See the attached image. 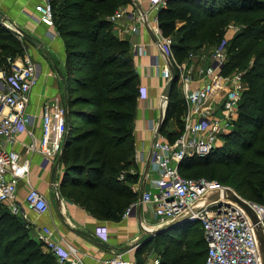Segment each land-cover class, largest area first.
I'll list each match as a JSON object with an SVG mask.
<instances>
[{"label": "trees", "instance_id": "obj_1", "mask_svg": "<svg viewBox=\"0 0 264 264\" xmlns=\"http://www.w3.org/2000/svg\"><path fill=\"white\" fill-rule=\"evenodd\" d=\"M130 3L52 0L56 27L64 41L65 64L82 77H75L74 84L66 88L68 137L61 159L65 166L61 188L65 196L110 222H120L139 199L131 190L130 171L136 168L133 122L141 88L131 45L115 34L110 19ZM231 20L244 28L227 44L223 73L247 68L235 127L215 153L183 161L179 171L184 177L227 182L248 200L264 203V0H167L157 14L159 30L163 37L172 38L178 62L193 50L222 44L223 30ZM21 40L0 22V67L5 68L9 58L22 52ZM178 90L177 81L161 128L171 142L180 131L171 134L168 125L174 121L182 128L186 113L185 99L179 98ZM177 227L144 236L135 251L136 263L145 264L144 252L162 245L160 264H205L207 244L202 229L189 223ZM0 264H58L7 204L0 205Z\"/></svg>", "mask_w": 264, "mask_h": 264}, {"label": "built area", "instance_id": "obj_2", "mask_svg": "<svg viewBox=\"0 0 264 264\" xmlns=\"http://www.w3.org/2000/svg\"><path fill=\"white\" fill-rule=\"evenodd\" d=\"M37 10L41 21L53 31L55 17L52 0H40ZM151 9L159 12L166 7L167 0H148ZM144 15L136 16L125 8H120L111 17L115 22L121 18L133 21L127 32L137 34L146 22ZM146 24V23H145ZM158 29V28H157ZM158 47L167 62L158 67L159 75L168 82L172 75L170 65L178 75V87L186 102V113L182 118V129L173 142L161 134L156 135L150 148L149 169L145 174L151 189L143 190L140 203L151 207L158 224L166 225L170 221L190 212L183 223L198 225L207 244L205 264H262V258L256 236V228L264 232V203L247 200L232 187L206 178L184 177L179 167L183 161L204 158L215 153L222 145L224 136L231 134L238 118L240 102L244 93L243 75L236 72L224 74L223 68L228 60V51L224 47L216 48L211 63L203 65L197 55L191 53L183 62H178L172 51V38L163 37L157 30ZM53 31L50 36H59ZM131 52L136 56L147 54L145 47L135 43ZM5 68L0 67V137L8 145L17 142V137L27 133L31 141L25 146V154L0 149V205L7 204L11 213L22 217L28 223L27 213L37 216L47 213L50 203L41 191L30 185L24 199L25 209L18 200L19 183L28 181L31 172L29 155L40 154L45 161H55L65 148V136L68 135L66 107L59 99L45 104L41 118L42 133L39 139L32 133L35 117L29 113L31 93L38 83L36 65L30 55L20 59H8ZM195 83L201 85L194 89ZM144 91L140 89V96ZM166 97L162 120L165 119L168 106ZM151 126L156 131L152 122ZM123 179V176H120ZM29 183V182H28ZM218 190L220 198L194 211L192 207L211 191ZM225 191L232 192L242 199L253 211L252 220L246 210L235 200L224 196ZM133 204L125 213L128 216L136 207ZM144 224L148 225L145 221ZM182 223V224H183ZM148 227V226H146ZM147 231H152L148 227ZM97 234L107 240V228L101 227ZM54 230L43 226L36 230L34 239L42 249L52 255L58 264H81V259L71 247L63 248L53 239ZM137 246L131 250L136 251ZM159 258L151 264H160ZM106 264H137L135 259L124 260L121 254L105 261Z\"/></svg>", "mask_w": 264, "mask_h": 264}, {"label": "crops", "instance_id": "obj_3", "mask_svg": "<svg viewBox=\"0 0 264 264\" xmlns=\"http://www.w3.org/2000/svg\"><path fill=\"white\" fill-rule=\"evenodd\" d=\"M40 2V0H0L2 9L0 10L4 14L6 13V17L10 14L11 17L23 18V30L36 37L43 45L40 49L32 46V55L29 54L32 59L33 56L36 58V61L34 59L33 61L36 65L38 78V83L31 93V103L28 108L29 113L35 117L31 130L37 139L41 137L42 133L41 118L44 105L52 103L55 99H62L65 81L64 41L60 36H50L53 31L41 21L37 10ZM127 7L136 16L144 15L146 18V24L141 26L137 34L127 32L133 22L128 18H121L114 22L115 34L118 37L128 40L130 45L141 44L147 51V54L143 56H136L132 52L138 72L139 86L144 91L137 99L136 115L133 122L136 168L130 171L134 180L130 186L131 190L139 195L136 207L128 216L124 214L120 222L99 219L86 206L75 199L68 198L63 193L61 179L65 166L62 162L58 167L56 185H52V171L57 159L47 162L40 154L28 156L31 160L30 176L28 181H20L18 188V200L23 209H25V195L30 185L45 194L50 203L47 213L37 216L26 210L31 229L36 231L43 226L51 227L54 230V241L62 245L63 248L74 249L81 259V264H106L105 261L118 254H121L124 260H133L135 251L131 248L150 233L145 230V227H151L152 231L159 227L156 225V217L152 208L143 206L139 201L142 191L151 189L145 174L149 169L150 148L159 133L158 130L162 122L164 108L162 97L167 85V82L159 75L158 67H162L167 59L157 44L159 37L157 32L159 30L158 10H152L148 0H131ZM200 58H202L203 65H209L212 56L205 60V56L197 54L199 61ZM204 62L206 63L204 64ZM200 85V83H195L192 88L196 89ZM152 122L156 131L151 126ZM168 126L171 127L169 131L171 134L175 135L180 131L174 121H171ZM30 141L31 137L27 133L20 134L17 137V142L13 145L6 144L0 137V149L4 148L27 156L25 146ZM105 226L108 239L102 240L97 231ZM131 242L134 243L131 245Z\"/></svg>", "mask_w": 264, "mask_h": 264}, {"label": "rangeland", "instance_id": "obj_4", "mask_svg": "<svg viewBox=\"0 0 264 264\" xmlns=\"http://www.w3.org/2000/svg\"><path fill=\"white\" fill-rule=\"evenodd\" d=\"M1 7V6H0ZM1 9V8H0ZM125 9L128 10V7H125ZM2 10V9H1ZM4 11V9H3ZM6 14V13H5ZM8 14V12H7ZM9 16V17H8ZM7 21L5 23H2L4 25V27L10 29L11 31H13L14 33H17V30L16 28L17 27H20V28H24V24L22 22V19L23 18H20V17H11L10 14L7 15ZM244 28V25L242 23H239V22H236L234 20H231L227 25L226 27L224 28V32H225V35H224V42L222 44H219V45H212V46H207V47H203V48H200L198 51L197 50H193L192 53L194 54H201L202 56H205V60L208 59L209 57L211 58L212 56V53L213 51L218 48V47H224L226 50H227V44H231L233 42V39L234 37L240 33ZM53 31L57 34L58 30H57V27H56V22H55V28L53 29ZM61 37V35H59ZM21 37V36H20ZM23 39V37H21ZM62 38V37H61ZM21 43H22V52L17 54L18 56L15 57V59H20V58H23L25 55H29L32 53V45L29 44L27 41H25L24 39L21 40ZM65 48V47H64ZM32 55V54H31ZM34 58V61H36V58L35 56H33ZM64 58H65V49H64ZM207 62V61H206ZM204 62V64L206 63ZM247 68H243L244 71H241V72H245ZM64 76L67 78H69V75H70V79L67 81H64V84H63V95H62V99H59V103L60 105H65L64 104V100L65 98L67 97V94H66V88L73 85L76 78L75 77H79L80 79H82L81 76H78V74H75V72H70L69 68H67L66 64H65V68H64ZM233 73H231L230 75H232ZM74 75V76H73ZM244 86V89L246 88V84L244 83L243 84ZM180 90V89H179ZM179 98L183 99V94L181 92V90L179 91ZM186 103V102H185ZM177 124V123H176ZM177 127L181 130L182 128H180V126H178L177 124ZM167 130L170 131L171 130V127H167ZM180 133V132H179ZM180 135V134H178ZM177 135V136H178ZM223 146V145H222ZM222 146H220L219 148H221ZM224 149L226 150H229L230 148L229 147H226L224 146ZM194 159V158H193ZM219 183L223 184V185H226V186H230L232 187L231 185H229V183H222L219 181ZM233 188V187H232ZM234 189V188H233ZM236 191V189H234ZM237 192V191H236ZM238 193V192H237ZM239 194V193H238ZM242 196V195H241ZM243 197V196H242ZM245 198V197H243ZM247 199V198H245ZM248 200V199H247ZM7 209L9 210V207L7 206ZM19 217V216H18ZM156 225L160 227V225L158 224V220L156 219ZM184 226H188V225H184ZM186 229L185 227H177L176 230H184ZM30 231V235L32 237H34L36 231L32 230V229H29ZM201 233V232H200ZM203 235V232L201 233ZM194 239L197 240V236H194ZM138 241V240H136ZM141 241V240H140ZM140 241H138L136 243V246L137 248L140 247L142 244L140 243ZM134 242H131V245L133 244ZM139 243V244H138ZM163 251V247L162 245H156V249L153 250V248H150V249H147L145 252H144V257L146 258L145 259V264H151V260L154 259V258H159L160 260L162 259L163 257V254L162 252Z\"/></svg>", "mask_w": 264, "mask_h": 264}, {"label": "water", "instance_id": "obj_5", "mask_svg": "<svg viewBox=\"0 0 264 264\" xmlns=\"http://www.w3.org/2000/svg\"><path fill=\"white\" fill-rule=\"evenodd\" d=\"M7 20L8 19H7L6 15L0 10V22L5 23ZM16 30H17L18 34L21 37H23V39L25 41H27L29 44H31L36 49H40L43 46L42 42L40 40H38L36 37L32 36L31 34L26 32L25 30H23L22 28L17 27ZM170 71H171L172 77L167 82V85H166V88H165L164 94H163V96L166 97L167 99L170 98L174 84L178 81V75L176 74L175 69L171 65H170ZM163 124H164V120H162L158 132H160ZM67 137H68V135L66 134L65 141L67 140ZM62 155H63V152L60 153V155L57 158V162L55 163V165L53 167L52 177H51V183L53 186L56 185L57 171H58V167H59V164L61 162V159H62ZM224 196L235 200L241 207H243L246 210V212L248 213V215L250 216V218L252 220H254L256 218L255 214L249 208V206L244 201H242V199L236 197L232 192L225 191ZM219 198H220V192L218 190L211 191V192L207 193L203 198H201L197 203H195V205L192 207V209L194 211H198V210L204 208L205 206H207L208 204H210L211 202L218 200ZM189 215H190V212H187V213L183 214L181 217H178V218L170 221L166 225L160 226L154 231H150L149 235L151 237H153V236H155L161 232H164V231L170 230L174 227H177V226L181 225L184 222L185 218H187ZM145 230L147 231L148 227H145ZM256 236H257L258 246H259V250H260V254H261V258H262V264H264V232H263V229L261 227L256 228Z\"/></svg>", "mask_w": 264, "mask_h": 264}]
</instances>
